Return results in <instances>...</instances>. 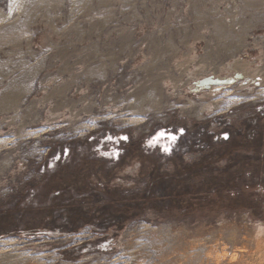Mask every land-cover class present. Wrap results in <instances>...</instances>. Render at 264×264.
Masks as SVG:
<instances>
[{
  "label": "rangeland",
  "instance_id": "374dc122",
  "mask_svg": "<svg viewBox=\"0 0 264 264\" xmlns=\"http://www.w3.org/2000/svg\"><path fill=\"white\" fill-rule=\"evenodd\" d=\"M235 72L230 84L195 89ZM256 110L264 0H0V203L38 177L34 164L49 150L88 132L138 136L171 114L239 127ZM137 172L125 169L122 185L137 186ZM231 198L117 211L126 218L104 230L6 236L0 264H264V217Z\"/></svg>",
  "mask_w": 264,
  "mask_h": 264
},
{
  "label": "flooded vegetation",
  "instance_id": "af4514ba",
  "mask_svg": "<svg viewBox=\"0 0 264 264\" xmlns=\"http://www.w3.org/2000/svg\"><path fill=\"white\" fill-rule=\"evenodd\" d=\"M256 113L239 127L221 118L187 120L171 114L165 124H154L138 136L107 129L88 132L49 150L34 164L38 177L25 180L11 197L35 198L36 208L48 209L47 222L58 218L71 231L75 225L121 224L126 215L119 212L111 220L110 212L155 208L146 198L150 194L165 193V205L187 210L203 208L209 197L220 199L224 190L250 194L255 177L257 187L264 184V110ZM161 132L165 136L157 141ZM132 166L138 170L137 186L124 187L122 173ZM162 180L165 187L159 186ZM121 192L132 196H114ZM87 210L94 213L86 215Z\"/></svg>",
  "mask_w": 264,
  "mask_h": 264
},
{
  "label": "trees",
  "instance_id": "16d2710c",
  "mask_svg": "<svg viewBox=\"0 0 264 264\" xmlns=\"http://www.w3.org/2000/svg\"><path fill=\"white\" fill-rule=\"evenodd\" d=\"M257 184H258V179L255 177L253 191L250 194H246V195L244 194L232 195L231 202L228 201L229 203L227 202V205L237 204V203L241 205L242 203L243 206L246 205L248 207H252L254 211L260 213L261 216L264 217V184L263 185L260 184L259 187H257ZM165 185L166 184L164 180H162V183H160L159 186L165 187ZM222 192L223 193L221 194L220 199H213L212 197H209L210 200L207 199L205 205L206 204L215 205L217 203H221L222 198H226L227 200V197L231 196V194L226 192V190ZM147 197L151 204L157 205L156 207L163 205L167 206L165 204L168 195L165 193L150 194L146 196V198ZM179 197L182 198L183 196L180 195ZM33 201H37V200H35V198L32 199L29 197H24L20 200H17L10 196L7 202L0 203V238H4L10 235L24 237V238H34L41 236L54 237L59 235H67L68 233L75 232L80 226H82V225H75L71 227V231H69L66 230L65 225H60V223H58L59 221L58 218H55L56 220L53 223L47 222L44 214L48 213V209L36 208L35 202ZM141 211L142 210H134V211L132 210L130 211L132 213H128L129 210L128 211L126 210V212L124 213L126 215L133 213L136 215L141 213ZM110 213L112 214L109 215L110 216L109 219L112 220L113 218L112 215H116L119 212L112 211ZM59 218H61V216ZM101 218H104V216ZM112 226L113 225L92 226V227L104 230ZM116 226H119V224Z\"/></svg>",
  "mask_w": 264,
  "mask_h": 264
},
{
  "label": "bare ground",
  "instance_id": "6f19581e",
  "mask_svg": "<svg viewBox=\"0 0 264 264\" xmlns=\"http://www.w3.org/2000/svg\"><path fill=\"white\" fill-rule=\"evenodd\" d=\"M228 69H232V66L231 64L228 65ZM242 75L240 74V72H235V75L228 79V78H206L202 81L199 82V80L197 81V85L195 87L196 91L197 90H204V89H208V88H211L210 86H221V85H226V84H230L232 83L234 80L238 79V78H241ZM216 90V89H215ZM215 105V104H214ZM215 107V106H214ZM211 106H208L206 108L207 111H210L211 110ZM202 112L201 109H199L198 111L195 112L194 115L196 116H199V114ZM261 228V227H260ZM230 262V260H229ZM231 262H235V256H232L231 257ZM230 262V263H231ZM246 264H253V263H246Z\"/></svg>",
  "mask_w": 264,
  "mask_h": 264
},
{
  "label": "crops",
  "instance_id": "0c3cea01",
  "mask_svg": "<svg viewBox=\"0 0 264 264\" xmlns=\"http://www.w3.org/2000/svg\"><path fill=\"white\" fill-rule=\"evenodd\" d=\"M197 1H200V0H197ZM205 1H207V2H211V1H215L216 3L217 2H221V0H205ZM216 12H217V15H218V11L216 10ZM228 14H229V16L230 17H233L234 15H232V14H230L229 12H228ZM221 25V24H220ZM220 27V31H221V33H222V27H224V26H219ZM217 28H218V26H217ZM226 28V31H229V33L233 36V35H235V33L234 32H236V31H238L239 29H236V28H234V27H232V26H229V27H224V29ZM235 39H237V41H236V46H235V48H237L238 47V38L237 37H235ZM224 40L226 41V43H228L227 41V39H225L224 38ZM235 44V43H234ZM232 66V65H231Z\"/></svg>",
  "mask_w": 264,
  "mask_h": 264
},
{
  "label": "snow or ice",
  "instance_id": "6c2138e0",
  "mask_svg": "<svg viewBox=\"0 0 264 264\" xmlns=\"http://www.w3.org/2000/svg\"><path fill=\"white\" fill-rule=\"evenodd\" d=\"M180 131H181V134H182V133H183V129H181ZM164 136H165V133L161 132V133L157 136V138H156L157 141H158L159 139L163 138ZM170 138H171L173 141H175V140L177 139V137L174 136V135L171 136ZM224 138H225V139L228 138L227 134H225ZM109 139H111V138H109ZM122 139H127V137H122ZM164 151H169V149H168V148H165ZM116 155L118 156L119 154L117 153Z\"/></svg>",
  "mask_w": 264,
  "mask_h": 264
},
{
  "label": "built area",
  "instance_id": "2783aa9c",
  "mask_svg": "<svg viewBox=\"0 0 264 264\" xmlns=\"http://www.w3.org/2000/svg\"><path fill=\"white\" fill-rule=\"evenodd\" d=\"M231 1H233V0H231Z\"/></svg>",
  "mask_w": 264,
  "mask_h": 264
},
{
  "label": "water",
  "instance_id": "95a60500",
  "mask_svg": "<svg viewBox=\"0 0 264 264\" xmlns=\"http://www.w3.org/2000/svg\"><path fill=\"white\" fill-rule=\"evenodd\" d=\"M63 236H65V235H63Z\"/></svg>",
  "mask_w": 264,
  "mask_h": 264
}]
</instances>
